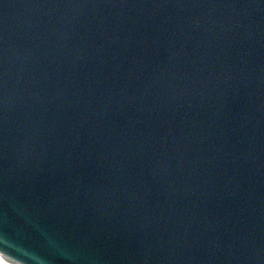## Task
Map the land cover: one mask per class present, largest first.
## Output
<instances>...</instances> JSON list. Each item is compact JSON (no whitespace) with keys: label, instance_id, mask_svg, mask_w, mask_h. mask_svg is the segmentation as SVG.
<instances>
[{"label":"water","instance_id":"water-1","mask_svg":"<svg viewBox=\"0 0 264 264\" xmlns=\"http://www.w3.org/2000/svg\"><path fill=\"white\" fill-rule=\"evenodd\" d=\"M0 258L264 264V0H0Z\"/></svg>","mask_w":264,"mask_h":264},{"label":"bare ground","instance_id":"bare-ground-1","mask_svg":"<svg viewBox=\"0 0 264 264\" xmlns=\"http://www.w3.org/2000/svg\"><path fill=\"white\" fill-rule=\"evenodd\" d=\"M0 264H10V263L0 258Z\"/></svg>","mask_w":264,"mask_h":264}]
</instances>
